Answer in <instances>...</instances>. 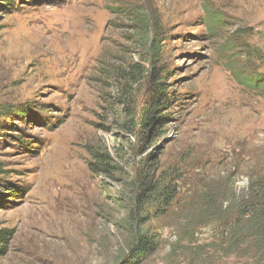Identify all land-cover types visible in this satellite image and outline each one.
<instances>
[{
	"label": "rangeland",
	"instance_id": "374dc122",
	"mask_svg": "<svg viewBox=\"0 0 264 264\" xmlns=\"http://www.w3.org/2000/svg\"><path fill=\"white\" fill-rule=\"evenodd\" d=\"M143 13L165 38L158 64L172 98L147 142L122 124L116 74L145 52L132 28ZM253 71L264 75V0H0V112L21 113H0V264H125L144 221L133 203L141 174L177 198L144 206L158 246L140 264H254L219 251L214 220L236 178L264 175V82ZM148 89L134 93L139 111ZM92 145L118 169L93 173Z\"/></svg>",
	"mask_w": 264,
	"mask_h": 264
},
{
	"label": "trees",
	"instance_id": "16d2710c",
	"mask_svg": "<svg viewBox=\"0 0 264 264\" xmlns=\"http://www.w3.org/2000/svg\"><path fill=\"white\" fill-rule=\"evenodd\" d=\"M212 7L215 10L211 13L213 15V22L225 24L223 21L217 20L218 17L222 18L223 16L218 13L214 6ZM116 10L123 11L121 7ZM136 12L141 14L143 11ZM152 23L145 13H143L141 18L135 19L132 28H136L138 43L141 47H144L145 52L138 61L124 68L119 67L116 70L117 77L120 81H123L121 102L126 106L124 112L127 119L122 124L126 127L130 137L136 136L142 142L148 141V136L145 134L147 130L154 128L156 133L165 121L163 116H155L154 113L172 102V98L164 92L167 86L163 80V72L167 69L158 64L161 61L160 49L165 38L164 40L162 39L164 36L158 24L153 25ZM249 32L251 33L250 30ZM233 41L234 39H230L228 42ZM229 44L227 43V49L232 47ZM231 66L237 74L240 72L239 66L236 65V68L235 65ZM252 73L259 82H264L263 74L256 71ZM141 83H146L149 89L147 91L148 100L145 102L146 105H143L139 111L136 101L138 98L135 97L134 93H136ZM113 104V102H110L111 108H115ZM0 113L21 115L20 109L13 106L4 108V111ZM142 133H144V136ZM88 150L92 156V160L89 162V169L93 173L108 174L110 167L118 169L114 163L116 161L115 157L104 147L92 145ZM1 171L2 167L0 164ZM132 186L133 190H136L139 186V190L133 195V203L139 206L137 218L144 219V221L139 223V227H136L132 231L134 241L131 244L130 253L125 258L124 263L140 264L158 246V241L153 236H148L143 232L142 227L146 223V218H148L140 215L144 213V206H147L151 201H155L161 203L163 208L165 206L169 207L176 200L177 192L170 184L160 180L149 181L143 174L140 175L139 183L134 181ZM226 209L227 214L224 215ZM214 220L220 225L222 224V228L225 230L222 232V242L227 245L222 246L221 242L219 247L220 252H223L225 255H250L253 258L254 264H264V175L251 177L248 190L241 197L234 196L228 206L223 209V212L217 209L214 213ZM5 233L4 231H0L1 254H4L6 251V245H4L6 242Z\"/></svg>",
	"mask_w": 264,
	"mask_h": 264
},
{
	"label": "clouds",
	"instance_id": "9594fccd",
	"mask_svg": "<svg viewBox=\"0 0 264 264\" xmlns=\"http://www.w3.org/2000/svg\"><path fill=\"white\" fill-rule=\"evenodd\" d=\"M261 141L257 140L256 144L259 146ZM251 180L248 176H241L234 180L233 183V192L235 193L236 197H240L243 193H245L249 186H250ZM229 204V201L224 202V207L226 208ZM173 241H175L176 237L171 238Z\"/></svg>",
	"mask_w": 264,
	"mask_h": 264
}]
</instances>
